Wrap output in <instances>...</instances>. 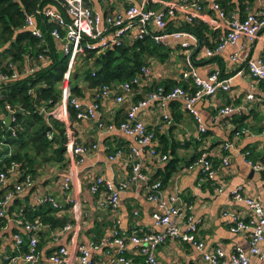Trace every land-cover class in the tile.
<instances>
[{
	"label": "built area",
	"instance_id": "2783aa9c",
	"mask_svg": "<svg viewBox=\"0 0 264 264\" xmlns=\"http://www.w3.org/2000/svg\"><path fill=\"white\" fill-rule=\"evenodd\" d=\"M113 1V0H112ZM59 8L51 5L39 8L34 12H29L24 18V28H28L31 34L38 38L39 46H43L42 51L32 53L33 45H29L28 51L24 55L26 60L24 67L18 69L15 62L9 61L8 66H13L10 74L0 72V83L4 84L17 78L28 76L35 71L52 64L50 45L47 37L51 36L54 41L60 43V51L67 55V65L62 73L60 81V100L50 110L45 105H41L39 113H52L58 111L64 122V133L66 134V172L57 180L58 189L61 192V199L55 197L52 191L46 190L42 193L33 194L36 203H46L57 210H63L68 205L73 213V221L65 223L62 228L51 229L50 237L54 242V248L47 255L42 257V250L38 245V231L44 228L39 219L32 221L24 220L21 217L22 206L14 211L15 221L22 229L14 231L13 251L5 255L9 264H96L93 262V252L101 250L104 260L100 264H133L129 251L135 248L143 257L146 264H161L155 256L156 247L168 237H177L180 240L189 241L201 254V259L209 264H251L252 257L257 256L264 264V202L244 193L239 189L232 191V199L242 201L247 205L248 214L242 216L238 211L230 213L234 221L231 230H249V248L244 250L237 246L228 253L220 246H209L206 241L198 236V225L192 219V215L187 213L186 206L182 203L181 196L172 195L166 198L163 194L161 182L159 180L149 181L148 175L144 172L142 165L144 155L150 161L159 163L168 158L167 153H163L155 147V132L148 129L146 122L140 116V108L148 105L152 101H160L164 106L165 102L181 99L184 106L193 117L195 130L198 135L207 131V124L198 111L196 102L203 96H214L218 90H229L232 78H222L214 71L206 77L196 72L192 64V58L186 57L185 69L181 71L183 78H192L196 90L189 93L182 85L177 84L171 90L163 93L161 86L152 90L147 95L134 103L131 102L125 111L126 116L118 123L103 120L98 110L103 99L109 96L114 90L115 101L121 103L125 96H129L132 84L140 86L143 80L151 78V65L141 66L139 74L129 81H122L116 88L108 84H103L97 88H92V97L86 100L82 96L75 95L71 90V75L74 71L78 57L84 52L92 50L96 53L115 46L133 44L139 38L150 35L157 43H165L173 39L177 40L185 49H193L198 43L195 34L182 29L167 30L166 23L169 19L177 18L183 14L185 20H193L194 17H203L204 3L210 4L222 21L224 34L220 36L214 45H204L203 54L213 57L222 51L226 45L236 42L244 36L249 42L258 37L259 32L264 27V0H257L254 7H249L247 13L241 17L238 12H231L227 15L220 7L217 0H123L119 7H113L111 0H57ZM204 20V18H201ZM200 48V47H197ZM235 54L232 57L235 58ZM248 73L256 81L264 82V55L250 57L246 62ZM252 93L247 98L251 99ZM51 100V99H50ZM73 109L77 119L93 120L100 131L119 129L127 135L135 138L136 145H130L131 153L130 173L117 182H114L101 174H95L88 182L87 188L92 193L102 192L97 199L98 207L102 210L117 212L120 193L133 185L137 181H144L146 187V198L154 201L158 209L152 212L153 224L160 230L132 229L123 230L120 225L118 215L114 217V226L107 235L91 238L88 243H83L77 239L81 226L82 217L85 216L84 208L81 206L79 195L81 194L82 182L79 177V165L93 153L97 147V142H81L73 133L70 119V109ZM247 109L241 105L225 104L218 107L216 118L229 117L238 109ZM19 106L6 103L5 108L0 109V118L5 124V114L11 116L10 127L17 121L16 113ZM4 116H2V114ZM5 113V114H4ZM169 114L163 113V124L169 125ZM248 128L242 126L236 129L235 136L247 133ZM47 136H52L51 132ZM235 140H227L221 148L226 151L234 148ZM121 151L117 150L116 154ZM11 153L8 152V156ZM5 154L0 157L3 160ZM114 158V155H109ZM248 165L258 171L264 170V158L253 161L246 158ZM195 166L201 167V172L205 180H211L216 171L206 151H202L194 160ZM221 164L229 166L230 155H222ZM34 185L33 176L20 167L17 160H12L5 169L0 170V216L8 213V208L14 197L22 196L31 186ZM218 190L222 186L215 187ZM18 210V211H17ZM7 223L2 227L6 229ZM185 227V230L182 228ZM71 230L68 243H60L63 232ZM0 229V240H1ZM24 245L26 250H24Z\"/></svg>",
	"mask_w": 264,
	"mask_h": 264
},
{
	"label": "crops",
	"instance_id": "0c3cea01",
	"mask_svg": "<svg viewBox=\"0 0 264 264\" xmlns=\"http://www.w3.org/2000/svg\"><path fill=\"white\" fill-rule=\"evenodd\" d=\"M122 1L111 0L112 6L119 7ZM203 12L201 18L208 22L210 31L212 33L214 31L212 37H215L216 41L219 40L224 34L221 19L210 4L204 3ZM183 15L184 13H179L175 19L185 20ZM169 42L170 58L162 62L151 60V78L147 82L158 81L165 77L177 79L180 77V72L185 69L187 56L192 58L194 69L203 77L217 71L222 78L230 76L233 78L229 90H218L214 96H203L197 100V109L207 124L208 130L202 139L198 138L193 117L187 112L181 99L167 101L164 106L160 101H152L140 108L139 113L144 118L146 126L150 129L155 128L157 131L154 144L159 149L165 148L169 151L167 159H176L177 170L165 183H161L163 194L166 198L172 195L181 196L187 213L192 215V219L198 225V236L202 237L209 246H220L226 255L237 246L248 250L249 230L232 231L234 221L230 213L238 211L240 215L246 216L249 211L245 203L232 199L231 195L232 191L239 189L264 202V174L245 161L246 158L252 161L264 158V84L253 79L246 66L250 57L264 55V27L256 39L249 42L241 36L236 42L226 45L213 58L204 56L203 47L192 52L190 49L176 46L177 40L171 39ZM232 54L236 55L235 58ZM87 90L85 86L84 94L81 95L86 100L92 97V89L89 92ZM251 93L253 97L247 98ZM133 95L131 92L121 103H118L115 101L116 95L112 89L109 96L103 99L98 110L102 119L116 123L121 121L126 116L125 111L132 102ZM225 104L247 107L246 110L241 108L233 113L241 117V123L233 114L229 117L216 118V121L212 122L217 114L216 109ZM164 112L169 114L171 123L163 124L158 129ZM235 124L244 126L249 131L239 136L232 135ZM72 129L79 141L98 143L97 149L79 165V177L83 188L79 198L86 217L79 225L81 227L77 239L88 243L91 238L109 234L113 229L116 215L120 218V225L124 231L150 228L160 230L153 224L152 219V212L158 209V205L146 198L144 181H137L120 193L117 212L102 210L98 207L97 199L102 192L92 193L87 188L89 180L95 174H101L104 178L117 182L130 173L129 147L136 145L135 138L117 128L100 131L95 122L88 119L72 121ZM232 139L235 140L233 149L226 151L221 148L225 141ZM171 145L175 149V154H172L169 149ZM117 150L121 152L116 154ZM202 151L208 153L213 165L217 167L211 180L202 179L201 167L193 164L195 159L190 162ZM226 154L230 155L229 166L221 164V157ZM109 155H114V158H110ZM143 159L142 168L150 179L155 168L147 164L150 161L147 155H144ZM48 163L38 166L34 187L28 192L33 203H35L33 194L46 190L52 191L59 200L62 198L57 180L65 174L66 168L58 161L52 160ZM217 186H222V189H216ZM14 209L16 210V207ZM55 214L67 217L66 223L71 222L73 218L70 208L56 210ZM13 222L9 221L10 224L7 223L6 229L1 234L0 264H9L4 257L13 251L12 229L16 224ZM182 230H185V227ZM70 233L71 230L63 232L60 243H68ZM50 234L49 231L39 236L43 258H46L49 250L54 247V242L49 240ZM92 255L93 262L96 264H100L101 259L104 260L101 250L94 251ZM129 255L132 257L133 264H146L137 249L132 248ZM155 256L161 264H209L201 259V254L192 243L177 237H168L159 244L155 249ZM252 258L251 264H263L262 259L256 255Z\"/></svg>",
	"mask_w": 264,
	"mask_h": 264
},
{
	"label": "trees",
	"instance_id": "16d2710c",
	"mask_svg": "<svg viewBox=\"0 0 264 264\" xmlns=\"http://www.w3.org/2000/svg\"><path fill=\"white\" fill-rule=\"evenodd\" d=\"M217 1L227 15L234 11L238 12L241 17L247 13L249 7H254L257 2V0ZM47 5L59 8L57 0H0V72L7 74L12 72L13 66H8L9 61L15 62L18 69L24 67L26 60L23 54L28 51L29 45H33L32 53L42 51L43 46H39L38 38L33 36L28 28H24V18L27 13L34 12L39 8L43 9ZM175 20L169 19L166 23V29H182L195 34L198 43L191 49L192 52H195L197 47L204 45L212 47L216 42L215 37H212L214 31L213 33L210 31V26L205 20L199 17H194L191 21ZM47 41L51 47L52 64L35 71L33 74H28V76L4 84L0 83V109L5 108L6 103H12L20 107V110L16 113L17 121L12 123L10 127L2 123L0 118V157L5 154L4 159L0 160V170L5 169V166L12 160H17L20 167L30 173L33 178L38 173V166L43 163L54 160L60 162L65 168L67 165L66 134L64 133V122L61 116L58 111L54 114L53 112L48 114L38 112L41 105H45L47 110H50L60 100L61 76L68 61L67 55L60 51L59 42L54 41L51 36L47 37ZM170 46V42L168 44L156 43L150 35H146L133 44L107 48L99 53L92 50L86 51L78 57V60H80L75 64L71 75V90L75 95L81 96L84 94L85 86L88 89L87 92L103 84H108L111 87L115 85L117 88L122 81H131L136 74H139L141 66L151 65V60L162 62L170 58ZM176 46L182 47L179 42L176 43ZM2 58L5 59L3 64ZM179 75L180 77L177 79L165 77L151 82H147L149 79L147 81L143 80L140 86L133 83L131 92L136 95L132 96V102L140 101L148 92L156 90L158 86H161L163 93H166L179 84L187 92L194 93L197 87L194 85L192 78H183L181 72ZM260 83L264 84L263 81H260ZM69 109L72 123V121L78 119L74 110ZM233 116L239 118L238 120L241 123V117L237 113ZM240 127L242 126L235 124L232 135ZM153 131L156 139L157 131H155V128ZM207 131L201 133L198 138L202 139ZM48 132H51L52 136L48 137ZM155 147L163 153H169L165 148L159 149L156 145ZM169 149L172 154H175L173 145ZM8 152L11 153L10 156H8ZM200 154L201 152L198 155ZM195 157L190 162L197 158ZM147 164L155 168L149 181L156 179L161 183H165L178 168L174 158L167 159L160 164L155 161H149ZM33 187L34 185L24 195L14 197L8 208V213L0 216L1 232L5 230L2 227L8 223V220L14 218L13 212L16 211L14 208L18 209L20 206L23 208L21 217L24 220L39 219L46 225L38 231L39 236L51 231V229L62 228L68 222L67 217L56 215L57 209L51 205L31 202L32 198L28 192ZM2 192L0 189V195ZM65 207L68 208V205ZM85 217L83 216L82 220ZM20 229H22L20 224H14L12 234ZM51 239L50 237L49 240ZM38 245L42 248L39 240ZM25 248L24 245V250H26Z\"/></svg>",
	"mask_w": 264,
	"mask_h": 264
},
{
	"label": "water",
	"instance_id": "95a60500",
	"mask_svg": "<svg viewBox=\"0 0 264 264\" xmlns=\"http://www.w3.org/2000/svg\"><path fill=\"white\" fill-rule=\"evenodd\" d=\"M197 49H199V48H197ZM5 116H6L5 117V124L6 125H10V123H11V116H9L8 114H5ZM261 172L264 174V170H262Z\"/></svg>",
	"mask_w": 264,
	"mask_h": 264
},
{
	"label": "rangeland",
	"instance_id": "374dc122",
	"mask_svg": "<svg viewBox=\"0 0 264 264\" xmlns=\"http://www.w3.org/2000/svg\"><path fill=\"white\" fill-rule=\"evenodd\" d=\"M4 60H5L4 58L1 59L2 64H3ZM79 60H80V59H79ZM79 60H78V61H79ZM78 61H77V62H78ZM74 82H75V81H74ZM48 164H49V163H48ZM41 167H42V166H41ZM37 174H38V173H36L35 176H36Z\"/></svg>",
	"mask_w": 264,
	"mask_h": 264
}]
</instances>
